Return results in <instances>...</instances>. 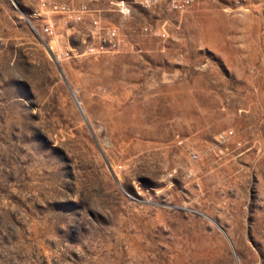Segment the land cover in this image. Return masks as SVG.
Wrapping results in <instances>:
<instances>
[{
	"label": "rangeland",
	"instance_id": "obj_1",
	"mask_svg": "<svg viewBox=\"0 0 264 264\" xmlns=\"http://www.w3.org/2000/svg\"><path fill=\"white\" fill-rule=\"evenodd\" d=\"M36 4L0 0V264H264V0L105 12L126 47L60 60Z\"/></svg>",
	"mask_w": 264,
	"mask_h": 264
},
{
	"label": "built area",
	"instance_id": "obj_2",
	"mask_svg": "<svg viewBox=\"0 0 264 264\" xmlns=\"http://www.w3.org/2000/svg\"><path fill=\"white\" fill-rule=\"evenodd\" d=\"M159 0H107V8H102L89 0H37L27 16L32 30L57 60L63 57L82 55H112L120 52L128 44V38L122 33L118 24L109 22L105 12H116L123 17L130 16L132 5L145 8L156 7ZM241 3L244 0H234ZM192 0H167L171 10L183 11ZM158 35L157 30L143 28L142 31ZM75 40L79 44H75ZM55 41V47L49 43ZM58 44L68 47L59 51ZM233 131L221 132L219 140H226ZM191 159L197 154L192 152Z\"/></svg>",
	"mask_w": 264,
	"mask_h": 264
},
{
	"label": "bare ground",
	"instance_id": "obj_3",
	"mask_svg": "<svg viewBox=\"0 0 264 264\" xmlns=\"http://www.w3.org/2000/svg\"><path fill=\"white\" fill-rule=\"evenodd\" d=\"M0 202H1V200H0ZM7 210H8V208H6V207L0 208V216L6 218L7 217Z\"/></svg>",
	"mask_w": 264,
	"mask_h": 264
}]
</instances>
